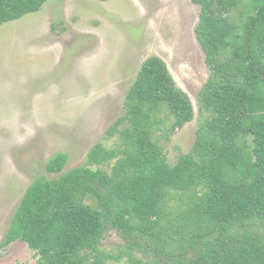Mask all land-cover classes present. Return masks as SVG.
<instances>
[{"label":"trees","instance_id":"1","mask_svg":"<svg viewBox=\"0 0 264 264\" xmlns=\"http://www.w3.org/2000/svg\"><path fill=\"white\" fill-rule=\"evenodd\" d=\"M46 1L0 0V26ZM192 2L209 78L190 153L170 164L154 138L168 121L171 133L183 129L195 110L166 63L150 57L109 130L119 145H96L68 172V155H55L46 171L59 177L30 185L1 246L24 242L39 264H264V0ZM173 192L186 194L177 221L164 209ZM108 228L126 239L120 256L100 250Z\"/></svg>","mask_w":264,"mask_h":264},{"label":"rangeland","instance_id":"2","mask_svg":"<svg viewBox=\"0 0 264 264\" xmlns=\"http://www.w3.org/2000/svg\"><path fill=\"white\" fill-rule=\"evenodd\" d=\"M199 13L192 0H47L39 12L0 26V264H39L24 242L1 246L23 196L36 179L59 177L46 171L58 153L68 155V172L96 145H119L109 130L125 115L126 95L150 57L166 63L195 110L183 129L171 133L168 121L154 138L170 164L190 153L198 93L209 78L195 35ZM184 200L173 192L165 204L175 221ZM126 243L108 228L100 250L120 256ZM143 252L136 256L147 260Z\"/></svg>","mask_w":264,"mask_h":264}]
</instances>
